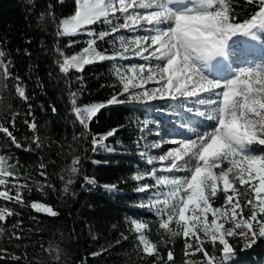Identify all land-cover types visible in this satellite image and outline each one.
<instances>
[{"label": "snow or ice", "instance_id": "obj_1", "mask_svg": "<svg viewBox=\"0 0 264 264\" xmlns=\"http://www.w3.org/2000/svg\"><path fill=\"white\" fill-rule=\"evenodd\" d=\"M246 2L256 6L257 11L250 18L238 21L229 0H74L73 14L60 20L57 26V37L78 34L89 37L82 54L66 56L64 49H57L61 57L57 60L59 71L66 80H70V69L82 73L86 65L95 62L131 57L143 61L117 69L115 75L119 86H111L114 91L106 102L81 106L77 102L80 90L69 92L74 115L84 129L81 135L91 137L93 153L100 149L115 151L106 141L119 129H111L105 134H93L90 129L101 110L111 105L163 101L169 107L173 104L179 107L180 103H184L181 111L185 119L180 122L181 128L193 114L214 121L211 131L198 134L194 139L180 136L168 137L165 141L161 137L159 141L146 144L140 154L145 163L153 167L147 175L137 173L133 177L136 181L155 178L156 186H167L162 202L156 193H152L142 206L159 217V229L171 237L183 236L185 264H230L236 254L230 238L241 241L244 248H251L264 239V152L254 154L250 151L253 144L264 146V67H240L226 80L213 79L205 74L210 61L218 56L226 58L228 42L237 33L255 38L257 32L264 30V0ZM51 8L52 5H49ZM121 19L123 23H119ZM97 23L110 25V31L97 32L92 27ZM122 29L134 35H119L115 40L108 41L114 46L118 41L119 50L107 55L106 51L96 49L98 40L103 41ZM76 43L78 41L70 39L67 47H74ZM7 55L0 49V81L15 82L17 97L28 105L23 123L33 135L25 137L30 141L27 148L14 135L19 113L13 114L9 122H0V133L16 148L35 152L44 145L38 135L26 87L21 78L13 73V62L5 60ZM75 81L82 90L83 76H76ZM149 83L154 86L146 88ZM202 93H207V96H202ZM191 98H195L194 104L188 106ZM195 105L207 107L201 111ZM9 123L13 130H10ZM156 135L161 134L157 131ZM166 142L173 146L159 156L148 155V149H162ZM13 160L15 162H11ZM156 160L167 162L165 169L169 175L157 176ZM80 164L81 157H74L68 170L70 175L67 179L63 175L60 177L63 193L70 192ZM21 167L18 159L0 155V201L24 205L22 190L27 188L31 191V188L17 182ZM47 167L48 164L41 158L37 168L43 182L38 181L37 188L44 196H47L48 189L55 191L48 180ZM180 171L189 174L175 175ZM83 179L86 185L96 184L93 178L84 176ZM103 187L107 191L116 188L115 185ZM153 187L152 184L140 183L136 190L147 193ZM221 198L222 205L214 207L217 199ZM28 206L37 213L53 217L59 214L43 202H32ZM15 214L13 210L0 206V221H6ZM173 222L177 230L170 227ZM131 225L137 234L138 247H142L145 254L158 257L156 244L146 235L149 225L135 218ZM3 232L0 227V235ZM15 238L20 239L19 236ZM207 245L212 246L211 252ZM5 251L0 250V258ZM196 254H201L203 259H188ZM165 264H175L171 249Z\"/></svg>", "mask_w": 264, "mask_h": 264}, {"label": "trees", "instance_id": "obj_2", "mask_svg": "<svg viewBox=\"0 0 264 264\" xmlns=\"http://www.w3.org/2000/svg\"><path fill=\"white\" fill-rule=\"evenodd\" d=\"M49 5H52L51 10ZM74 8V0H63L62 3L58 0H0V49L8 54L5 60L13 62V73L26 87L38 135L44 145L35 152L24 151L0 133V155L19 160L22 167L17 182L31 188V191L27 188L22 190L24 205L0 201V206L16 213L6 221H0V227L4 229L0 235V250H6L0 264H165L170 249L174 252L175 264H185L183 236L171 237L159 229V217L142 206L149 192L138 193L136 189L141 181L133 177L138 170L147 175L151 166L145 163L137 150L144 143L147 116L162 123L167 128L166 132L173 136L193 139L198 134L211 131L214 121L193 114L181 128L180 122L185 119L181 111L184 103L179 107L175 104L169 107L163 101L111 105L101 110L90 129L93 134L119 129L106 141L115 151L100 149L93 153L91 137L81 135L84 129L74 115L69 92L80 90L77 102L81 106L106 102L114 91L111 86H119L115 75L119 58L86 65L82 73L70 69V80L65 79L57 64L61 59L57 49H64L66 56L80 54L89 39L82 34L72 37L56 35L60 20L70 17ZM232 9L238 21L250 18L257 11L256 6L247 4L246 0H235ZM92 27L101 32L110 31L111 26L97 23ZM255 37L258 41L255 50H248L251 47H247L241 33L231 38L226 49L230 65L238 69L264 67V30L257 32ZM115 38L116 33H113L103 41L98 40L96 49L112 55L118 49L117 43L114 46L108 41ZM70 39L78 43L67 47ZM81 75L84 80L82 90L75 81V77ZM194 101L191 98L188 106H192ZM153 107L165 109L164 113L154 112ZM195 107L204 111L207 106ZM27 110L28 105L16 95L15 82L0 81V122H9L13 114L19 113L16 129H11L10 123L8 126L24 148L30 143L25 137L33 135L23 123ZM250 151L260 154L264 152V146L253 144ZM77 156L81 157L80 171L70 186V192L65 194L60 177L63 175L67 179L70 175L68 170ZM41 158L48 164V180L55 187V191L47 190V196L37 188V182H43L37 168ZM177 174L189 173L180 171ZM84 176L95 179L96 184L86 185ZM142 182L156 185L154 178ZM103 185H115L116 188L107 191ZM32 202L51 205L59 214L53 217L37 213L28 206ZM222 203V198L217 199L214 207ZM134 218L149 225L146 235L156 244L158 257L147 255L142 247H138L137 234L131 225ZM16 225L19 227H14ZM170 227L177 230L174 222ZM230 243L235 246L236 253L230 264H264V239L251 248L242 247V242L237 239L230 238ZM207 248L212 251L211 245ZM94 253L99 254L93 256ZM188 259L200 261L203 257L196 254Z\"/></svg>", "mask_w": 264, "mask_h": 264}, {"label": "rangeland", "instance_id": "obj_3", "mask_svg": "<svg viewBox=\"0 0 264 264\" xmlns=\"http://www.w3.org/2000/svg\"><path fill=\"white\" fill-rule=\"evenodd\" d=\"M145 2H147V0H145ZM119 23H123V19H121L119 21ZM119 35H123L125 37H131L134 34L133 33H129L126 30L122 29L119 33H116V37L119 36ZM241 36H243V35L241 34ZM246 37H248L249 40L253 41L252 47L250 49L248 48V50H251L252 48H253V50H255L256 44L258 42L257 38L256 37L254 38L251 35H247ZM116 43H117V47H118L117 50H119V42L117 41ZM80 54H82V51H81ZM129 55H131V54H129ZM218 57H216L214 59L216 61V60L221 58L219 61H217V63L213 64L211 61L209 62L208 67L205 68V74L208 75L210 78H213V79L226 80V79L231 78L238 68H236V66L233 67L232 64L231 65L229 64L230 58H228V53H226V58L224 56H218ZM248 58L249 57H247V59ZM248 62H250V60H248ZM140 63H143V61L140 60L138 57H131L130 59H127V60L119 59V61H118V63L116 65H117V69H118V68H123L125 65L140 64ZM153 86L154 85L151 84V83L145 85L146 88H151ZM139 91H142V90H139ZM201 95L204 96V95H207V93H202ZM192 99L195 100V98H192ZM143 103H145V102H143ZM146 103H148V102H146ZM152 110L154 112L159 113V114H163L164 113L159 108L153 107ZM146 124H147L148 128H147V130L145 132V135H144V143L142 144L141 148L137 150V152L139 154L141 153L142 150L145 149V145L146 144H150L153 141H159L161 139V137H163V139L165 141L168 140V137H175V136H173L172 133L166 132L167 128L163 127L162 123L157 122L156 120H153L151 117H148V116L146 117ZM157 131L160 132V134H161L160 136L156 135ZM172 146L173 145H171L170 143L166 142V143H164L162 149H148V155L149 156H159L160 154H162L164 151H166L168 148H170ZM166 163L167 162L162 163L159 160L155 161L154 166L158 170L157 171V176L169 175V173H167V171L165 169ZM152 167L153 166H151V168ZM137 173H143V172H142V170H138V171H136V174ZM175 175L184 176V174H177V173H175ZM141 183H143V182L141 181ZM167 191H168L167 186H164V185L156 186V185H154L153 189L146 196V202H147V197L149 195H152V193H156L159 196V199L162 202L164 200V198H165L164 197V193H166ZM161 207H163V203H161ZM216 207H220V206H216ZM209 219H211V217H209Z\"/></svg>", "mask_w": 264, "mask_h": 264}, {"label": "crops", "instance_id": "obj_4", "mask_svg": "<svg viewBox=\"0 0 264 264\" xmlns=\"http://www.w3.org/2000/svg\"><path fill=\"white\" fill-rule=\"evenodd\" d=\"M241 34L243 35V37L246 39V41H247V43H248V44H247V47H249L250 45L253 44V41H252V40H249L248 37H246V36H247L246 34H243V33H241ZM256 45H257V44H256ZM218 58H219V57H218ZM214 59H215V58H214ZM214 59L212 60V63H217V61H219L221 58L218 59V60H216V61H215Z\"/></svg>", "mask_w": 264, "mask_h": 264}]
</instances>
